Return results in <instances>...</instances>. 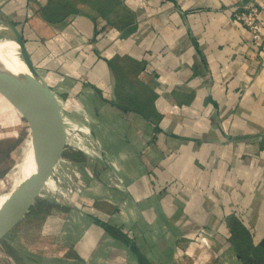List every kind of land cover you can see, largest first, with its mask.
Returning <instances> with one entry per match:
<instances>
[{
    "label": "crops",
    "instance_id": "1",
    "mask_svg": "<svg viewBox=\"0 0 264 264\" xmlns=\"http://www.w3.org/2000/svg\"><path fill=\"white\" fill-rule=\"evenodd\" d=\"M252 6L259 45L233 18ZM0 13L64 127L75 112L104 149L86 154L104 161L84 168L79 207L30 238L14 235L27 213L3 232L19 238L14 264H141L133 246L150 264H246L264 241V0H0Z\"/></svg>",
    "mask_w": 264,
    "mask_h": 264
},
{
    "label": "water",
    "instance_id": "2",
    "mask_svg": "<svg viewBox=\"0 0 264 264\" xmlns=\"http://www.w3.org/2000/svg\"><path fill=\"white\" fill-rule=\"evenodd\" d=\"M9 39L18 49L25 74H13L0 68V95L25 119L31 131L36 170L5 200L0 207V239L3 232L34 204L54 166L64 154L66 133L60 104L37 71L20 31L12 22L4 23ZM44 154L41 156L40 151ZM132 251L141 264H150L139 250Z\"/></svg>",
    "mask_w": 264,
    "mask_h": 264
},
{
    "label": "rangeland",
    "instance_id": "3",
    "mask_svg": "<svg viewBox=\"0 0 264 264\" xmlns=\"http://www.w3.org/2000/svg\"><path fill=\"white\" fill-rule=\"evenodd\" d=\"M33 2H39L40 4L43 3V0H32ZM7 20L5 17L0 13V28L2 29L0 32V48L3 47L2 39H9V35L7 33V29L5 28L4 23H6ZM19 58V54H18ZM20 60V58H19ZM90 100L93 101V97L89 96ZM86 98V97H84ZM4 103V104H3ZM78 112V111H77ZM81 114V113H80ZM71 116V123H74L73 125H66L65 129H67L70 133V137H72L74 134H80L79 132H82L85 136H89L88 133H85L84 130H86L84 127L85 125L82 124V121L78 120V116L75 112H73ZM76 125V126H75ZM88 129V127H87ZM91 135V134H90ZM92 138L91 136H89ZM32 135L31 131L28 127L27 122L23 118V116L4 98L0 95V181L7 175V173L11 170V165L13 164L15 158L19 154V157L22 156L25 152L28 151L31 143ZM83 145V144H80ZM96 147L91 148L89 145L88 147H82L84 150L78 151V152H70L65 151V156L71 159L76 160L80 166L81 170L83 171V186H88L90 183L91 177L84 175V168L87 166H99L100 162H103L104 160H94L91 162V159L86 155L90 152V154H94L93 152H96L95 154L100 153L104 149L102 148L103 145H101L102 149L99 147L97 143H95ZM85 148H89V150H86ZM95 148L98 150H95ZM93 149V150H91ZM102 151V154H103ZM80 157H79V156ZM104 155V154H103ZM20 160V159H19ZM93 160V159H92ZM84 163V164H83ZM91 171L93 174L92 167ZM86 172V171H85ZM94 176V175H92ZM95 177V176H94ZM86 178V180H85ZM86 182V184H85ZM5 189H0V193H2ZM84 191V188H83ZM83 195V194H82ZM81 195V197H82ZM80 197V198H81ZM51 198H48L46 196H40L37 198V201L34 205H31L28 207L27 213L29 215V218L25 219L23 223H21V227H18V230H15L17 233L14 235L23 234L25 237L30 238L31 235L34 234V232H38V228L42 223L45 221V217L47 215L51 214H57L60 215L62 211L66 210L67 207H60L56 205ZM79 205V202H78ZM79 207V206H77ZM42 221V222H41ZM20 225V224H19ZM30 230H33V233H28ZM18 236L15 237L13 234H10V236L6 240L0 239V264H14V259L11 255V249L10 245L14 247V244L19 242ZM15 244V245H16ZM28 244V243H27ZM251 257L247 258L246 264H264V241L260 247L252 248ZM7 258V259H6ZM9 260V261H8Z\"/></svg>",
    "mask_w": 264,
    "mask_h": 264
},
{
    "label": "built area",
    "instance_id": "4",
    "mask_svg": "<svg viewBox=\"0 0 264 264\" xmlns=\"http://www.w3.org/2000/svg\"><path fill=\"white\" fill-rule=\"evenodd\" d=\"M235 22L251 34L254 44H260L263 39V25L258 19V8L255 6L238 10L233 13ZM66 141L63 156L54 166L50 176L43 185L39 197L46 196L54 200L53 202L60 207L76 209L81 195L83 194V171L80 164L65 156V151L78 152L80 144L89 145L91 148L96 147L95 142L89 136L82 132L70 137V133L65 129ZM91 162L95 159L90 158ZM93 159V160H92ZM91 166V164H90ZM90 166L86 170L89 176L92 175Z\"/></svg>",
    "mask_w": 264,
    "mask_h": 264
},
{
    "label": "bare ground",
    "instance_id": "5",
    "mask_svg": "<svg viewBox=\"0 0 264 264\" xmlns=\"http://www.w3.org/2000/svg\"><path fill=\"white\" fill-rule=\"evenodd\" d=\"M1 30L2 29L0 28V32ZM1 41L4 44L3 47L5 48H0V68H6L15 75L20 73L25 74L26 68L18 58V49L16 44L13 41L7 39H2ZM40 154L43 156L44 151L41 150ZM19 159L20 157L18 154L11 165V170L0 181V189H5L2 193H0V207L5 202V200L18 188V186L35 172L36 164L35 158L33 157V143L31 144L26 157L18 164Z\"/></svg>",
    "mask_w": 264,
    "mask_h": 264
}]
</instances>
